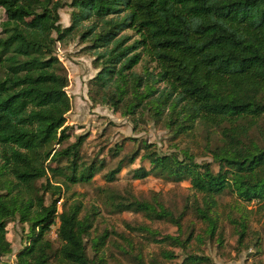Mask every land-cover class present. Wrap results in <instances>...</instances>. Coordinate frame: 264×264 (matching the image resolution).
Returning a JSON list of instances; mask_svg holds the SVG:
<instances>
[{"label": "trees", "instance_id": "16d2710c", "mask_svg": "<svg viewBox=\"0 0 264 264\" xmlns=\"http://www.w3.org/2000/svg\"><path fill=\"white\" fill-rule=\"evenodd\" d=\"M63 5L60 0H0L7 15L0 23V264L13 251L7 226L15 218L29 229L15 264H109L108 231L91 237L98 211L93 208L81 215L77 201L59 212L57 199L47 204L45 195L62 194L60 183H52L49 173L65 175L71 183L88 182L103 167L102 162H81L84 135L62 146L71 137L66 115L72 102L66 90L69 77L56 54L58 41L94 17L102 22L101 30L94 23L82 36L92 35V49L107 48L99 55L106 58L105 65L93 79L102 101L116 110L124 106V114L136 120L146 114L157 121L166 116L178 135L196 124L220 134L208 147L218 170L188 153L181 159L149 149L144 142L143 157L154 167H140L135 176L154 173L174 182L190 180L202 194L194 214L207 224L204 233L210 238L217 231L219 196L230 191L240 201H264V131L259 128L261 137L254 133L264 116V0H73L68 27L61 24ZM125 30H132L137 39L129 43L130 35H121ZM144 57L154 65L155 75L132 72ZM157 82L164 84L161 91ZM140 108L153 113H136ZM166 108L170 113H163ZM181 117L189 122L183 127ZM123 166L121 160L105 178L115 180ZM43 178L47 180L39 183ZM157 205L135 199L116 206L172 222L179 233L155 237L154 242L169 239L187 249L194 227L181 237L185 213L176 217L164 204ZM56 222L55 248L48 233ZM239 222L241 244L247 217ZM143 230L159 234L148 227ZM196 238L204 242L201 234ZM129 246L134 247L131 241ZM161 255L162 259L146 260L141 249L135 260L165 264L178 254L167 249ZM209 260L188 254L182 264Z\"/></svg>", "mask_w": 264, "mask_h": 264}, {"label": "rangeland", "instance_id": "374dc122", "mask_svg": "<svg viewBox=\"0 0 264 264\" xmlns=\"http://www.w3.org/2000/svg\"><path fill=\"white\" fill-rule=\"evenodd\" d=\"M60 1L64 3L59 9L61 24L68 27L72 23L73 0ZM6 18L5 10L0 7V23ZM94 23L97 25V31L101 30L102 22L95 17L83 22L70 36L57 42L56 54L66 68L69 77L66 90L72 102V108L66 115L71 137L62 146L65 147L75 142L79 135H84L81 162H95L97 165L102 162L103 167L88 182L71 183L66 180L65 175L53 176L49 173L48 177L52 183H60L62 194L59 196L51 194V191L46 192V203L57 199L60 212L63 207H70L78 201L82 204L81 215L95 208L98 211V220L93 224L91 237L95 238L108 231L105 248L110 256L109 264H137L135 255L141 249L146 260L154 257L162 259L163 250L175 251L177 257L166 259L165 264H182L188 254L210 258L207 262L195 264H264V201H240L237 195L230 191L219 196L217 231L214 237L210 238L204 233L207 224L194 214V207L202 204V194L195 191L190 180L174 182L154 173L145 177L135 176L140 167L148 170L154 167L143 157L146 151L144 142L149 145V149L162 154H177L181 159H185L188 153L196 162H211L213 168L218 170L208 147L219 140L220 134L215 128L208 129L202 124H196L192 129L178 135L167 125L166 116L157 121L150 114H146L144 118L140 116L139 120H136L133 116L124 114L127 113L124 106L116 110L111 104L102 101L101 96L96 94L93 79L105 65L106 58L100 59L99 55L107 48L92 49V35L87 38L82 36ZM54 35L57 36L56 33ZM121 35H130L129 43L138 37L132 30H125ZM132 72L137 75H155L156 69L147 61V57H144ZM155 86L161 91L164 84L157 82ZM154 95L157 96L158 91ZM136 113L153 111L140 108ZM163 113L170 111L166 108ZM179 123L183 127L189 122L181 117ZM259 128L264 131V116L254 130V133L261 137ZM135 153L136 158L130 162V157ZM121 160L124 162L122 170L115 180L108 181L105 175L115 169ZM61 165L65 167L66 163ZM46 180L43 178L39 183ZM135 199L156 206L158 203L164 204L176 217L185 213L181 221V237H187L194 227V238L188 248L176 247L169 239L162 244L154 242L155 237L161 239L166 235L179 233L178 227L172 222L151 219L141 210H118L116 205L119 201L129 202ZM244 216L247 217L248 224L245 238L240 244L238 239L242 227L239 221ZM58 226L59 222H56L48 233V238L53 241L55 248L59 246ZM143 227L159 234L153 235L154 233L143 230ZM7 229V238L13 251L3 257L2 264H15L17 253L26 245L28 224L15 218L8 223ZM198 234L204 237V242L196 238ZM130 241L134 245L133 248L129 246ZM120 244L127 248V252L119 247ZM89 252L93 253L90 245Z\"/></svg>", "mask_w": 264, "mask_h": 264}]
</instances>
